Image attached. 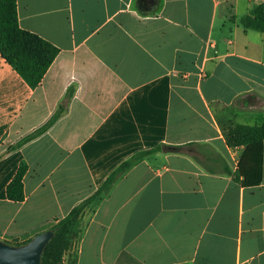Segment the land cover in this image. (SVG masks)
Returning <instances> with one entry per match:
<instances>
[{
  "label": "crops",
  "instance_id": "0c3cea01",
  "mask_svg": "<svg viewBox=\"0 0 264 264\" xmlns=\"http://www.w3.org/2000/svg\"><path fill=\"white\" fill-rule=\"evenodd\" d=\"M261 2L16 0L19 26L59 52L34 88L0 55V240L49 230L135 152L190 144L119 176L64 264H264V140L261 181L245 187L244 146L224 138L264 125V32L239 21Z\"/></svg>",
  "mask_w": 264,
  "mask_h": 264
},
{
  "label": "trees",
  "instance_id": "16d2710c",
  "mask_svg": "<svg viewBox=\"0 0 264 264\" xmlns=\"http://www.w3.org/2000/svg\"><path fill=\"white\" fill-rule=\"evenodd\" d=\"M239 21L245 28L264 32V0L250 13L241 16ZM58 52L59 49L51 42L19 26L16 0H0V55L31 88L40 83ZM60 113L61 107L42 126L9 146L4 153L43 133L56 121ZM224 138L229 147L244 146L243 153L237 162L236 178L245 187L258 185L262 176L264 125L229 126L224 130ZM187 145L190 144L182 146L159 144L150 149L137 151L122 161L95 192L73 206L63 218L49 228L52 237L43 250L42 264H64L65 254L73 249L79 240L85 210L93 208L109 192L116 179L132 165L156 151H178ZM26 170L27 164L21 160L14 176L6 186V197L9 200L19 202L24 199L23 177ZM29 239L21 242L17 240L3 242L19 246Z\"/></svg>",
  "mask_w": 264,
  "mask_h": 264
},
{
  "label": "water",
  "instance_id": "95a60500",
  "mask_svg": "<svg viewBox=\"0 0 264 264\" xmlns=\"http://www.w3.org/2000/svg\"><path fill=\"white\" fill-rule=\"evenodd\" d=\"M51 237L52 232L46 230L19 246L0 240V264H42V253Z\"/></svg>",
  "mask_w": 264,
  "mask_h": 264
},
{
  "label": "rangeland",
  "instance_id": "374dc122",
  "mask_svg": "<svg viewBox=\"0 0 264 264\" xmlns=\"http://www.w3.org/2000/svg\"><path fill=\"white\" fill-rule=\"evenodd\" d=\"M71 255L73 256V254H70V256L67 258V261L70 264L73 262V257H71Z\"/></svg>",
  "mask_w": 264,
  "mask_h": 264
}]
</instances>
